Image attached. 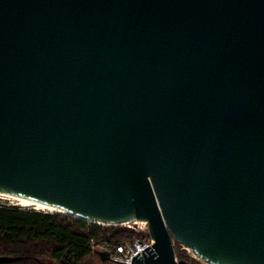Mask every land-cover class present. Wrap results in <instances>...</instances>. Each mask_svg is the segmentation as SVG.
<instances>
[{
	"label": "water",
	"instance_id": "1",
	"mask_svg": "<svg viewBox=\"0 0 264 264\" xmlns=\"http://www.w3.org/2000/svg\"><path fill=\"white\" fill-rule=\"evenodd\" d=\"M0 193L264 264V0H0Z\"/></svg>",
	"mask_w": 264,
	"mask_h": 264
},
{
	"label": "trees",
	"instance_id": "2",
	"mask_svg": "<svg viewBox=\"0 0 264 264\" xmlns=\"http://www.w3.org/2000/svg\"><path fill=\"white\" fill-rule=\"evenodd\" d=\"M81 220L60 212L0 205V264H110L91 250V239L121 242L130 230ZM177 259H191L176 244Z\"/></svg>",
	"mask_w": 264,
	"mask_h": 264
},
{
	"label": "built area",
	"instance_id": "3",
	"mask_svg": "<svg viewBox=\"0 0 264 264\" xmlns=\"http://www.w3.org/2000/svg\"><path fill=\"white\" fill-rule=\"evenodd\" d=\"M142 224V225H141ZM112 230H130L133 233V238L121 242H111L100 238L97 240L91 239V250H103L108 253L109 261L116 264L130 263L131 257L139 252L144 247L153 243L150 237L145 222L142 221H127L117 224L108 225ZM182 249H185L181 246ZM187 250V249H186ZM112 259V260H111ZM175 260H178L175 255ZM116 260V261H113ZM121 261V262H118ZM125 262V263H123Z\"/></svg>",
	"mask_w": 264,
	"mask_h": 264
},
{
	"label": "rangeland",
	"instance_id": "4",
	"mask_svg": "<svg viewBox=\"0 0 264 264\" xmlns=\"http://www.w3.org/2000/svg\"><path fill=\"white\" fill-rule=\"evenodd\" d=\"M0 205H6V206H10V205H16V206H19V207H23V208H32V209H35V210H38V211H43L41 209H36L34 207H24L23 205H21L17 200H14L12 198H8L6 196H3V195H0ZM44 212V211H43ZM142 225V224H141ZM176 242H174V250L177 248L176 247ZM180 250H183L186 255L191 259V263L190 264H207L205 263L204 261L200 260L196 255H194L191 251L189 250H186V249H182L181 248V245L179 247ZM110 262V261H108ZM109 264V263H108ZM110 264H116V263H113V262H110Z\"/></svg>",
	"mask_w": 264,
	"mask_h": 264
},
{
	"label": "bare ground",
	"instance_id": "5",
	"mask_svg": "<svg viewBox=\"0 0 264 264\" xmlns=\"http://www.w3.org/2000/svg\"><path fill=\"white\" fill-rule=\"evenodd\" d=\"M0 195L6 196L8 198H12L14 200H17L24 207H34L36 209L39 208V209L43 210L44 212L55 211V212L64 213L63 211H61V210H59L57 208H54V207H51V206H47L45 204H42V203H39V202H35V201L29 200V199H26V198H20V197L7 195V194H2V193H0Z\"/></svg>",
	"mask_w": 264,
	"mask_h": 264
}]
</instances>
